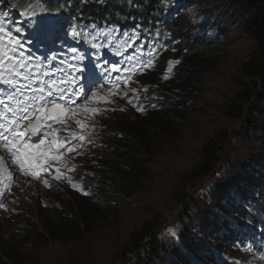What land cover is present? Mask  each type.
<instances>
[{
	"label": "trees",
	"instance_id": "trees-1",
	"mask_svg": "<svg viewBox=\"0 0 264 264\" xmlns=\"http://www.w3.org/2000/svg\"><path fill=\"white\" fill-rule=\"evenodd\" d=\"M44 1L49 5L47 12L53 17L56 29L68 30L70 24L75 25L78 32L84 29L82 36L89 40L93 37V30H111L119 44L125 36L138 50L154 52L159 57L156 66L153 65L150 70L144 69L148 70L145 72L142 69L136 75L131 89L138 90V98L133 97V104L127 102L128 98L124 99V108L116 112H121L120 116L124 118L120 119L114 114L115 125L109 129L113 141L111 137L104 140V150L98 158H93L92 164L86 166L83 184L88 185V195H80L73 189L69 191L80 207L72 214L64 210L50 217L44 214L47 207L43 209L35 203L39 216L46 219L41 223L43 232L40 229L33 231L35 237L39 236L45 242L74 240L94 228L100 213L116 208L114 195L115 199L97 204L103 195L111 197L113 194L108 189L102 194L101 184L106 185L110 181L121 186L124 183L123 188L117 190V196L122 193L129 196L133 191L127 187L134 189L140 187L143 180H152L153 171L147 166L154 164L159 148L166 146L164 144H168L171 137L180 140L185 126L194 124L191 119L195 115L188 116L191 115V107L170 101L167 95L176 94L177 90L179 92L181 75L190 69H199L204 65L214 67V55L225 48L240 18L244 21L245 31L254 41L249 60L238 69L242 77L250 82V89L228 96L220 109L225 110L223 115L227 118L243 120L248 129L255 128L254 114L264 104V0H231L232 8L235 7L233 20L232 16L228 19L231 6L225 11L226 3L214 7L211 2L199 5L194 0ZM33 2L9 0V7L19 12ZM222 6L221 12L218 8ZM194 8L196 19L192 20L189 10ZM157 31L161 33L159 39L156 37ZM171 54L180 60V64L176 65L172 76L159 81ZM131 96L132 93L129 94ZM137 107L145 110L137 111ZM260 128L264 134V124ZM203 148L205 151L201 152L189 172L191 176L183 175L180 190L176 191L178 200L183 204V218L194 220L193 230L186 228V224L182 225L178 230L176 245L171 249L172 245L168 244L166 237H159L157 230L162 219L157 214L154 220L144 221L136 233L128 238L122 249L123 254H147L157 264L164 263L165 256L160 255L161 252H168L170 264H264V177L259 174L251 176L248 166L244 165L230 178L220 182L211 194L200 198L207 199V208L198 207L196 205L202 202L191 197L183 188L187 182L216 169L225 142L213 143L208 140ZM257 152L253 155L264 159V152ZM244 176L247 179L250 176V180L256 178L255 186L246 196L240 195L241 199H238L237 191L242 189L238 181ZM233 188L235 193L232 192ZM226 196L230 198L229 202H226ZM191 205L196 206V211ZM215 207L222 212L217 214ZM19 216L13 219L17 228L23 226ZM0 243V264L16 261L19 256L18 241L12 236Z\"/></svg>",
	"mask_w": 264,
	"mask_h": 264
},
{
	"label": "rangeland",
	"instance_id": "rangeland-1",
	"mask_svg": "<svg viewBox=\"0 0 264 264\" xmlns=\"http://www.w3.org/2000/svg\"><path fill=\"white\" fill-rule=\"evenodd\" d=\"M194 1L199 5L211 2L214 7L226 3L225 11L229 9V6H231L233 11V13L231 10L229 11L228 19L231 16L232 20L235 19V7L232 8L231 0ZM33 8L35 9L34 12L32 11ZM195 8L189 10L192 12L190 14L192 20L196 19L193 12ZM218 9L222 12L223 6ZM27 13L28 15H25L23 22L28 24V29L40 30L43 34L56 31L52 17L46 12L43 5H35ZM240 19L236 21L235 30L225 48L214 55L215 57L212 59L214 67L204 65L199 69H190L189 72L181 75L179 83L182 89L180 88L179 92L177 90L176 94L169 93L167 95L170 101L175 100L191 107L189 112L191 115L188 114V116L192 117L195 115L191 119L194 124L185 126L183 137L180 140L171 137L168 140V144H164L166 146L159 148L154 158V164L147 166L153 171L150 177L152 180H143L140 187L134 189L127 187L132 189L131 195L125 196L127 194L122 193L121 196H117V190L123 188L122 185L124 183L121 186H116L110 181L106 185L101 184L102 194L106 193V189L113 194L111 197L103 195L104 197L97 201V204L101 205L103 202L116 198V208L114 211L105 210L100 213L99 221L96 222L94 228L82 234V236L68 242L49 240L45 242L41 237H35L33 231L40 229L43 232L44 229L41 223L46 220L41 215L39 216L36 204H39L43 209L47 207L44 214L46 213L50 217L53 216V213H59L64 210L72 214L80 207L79 204L74 202L72 193L69 192L71 189L74 191L75 189L66 180L56 181L52 179L50 174H46L45 178L50 181L51 187H47L39 181V186L34 190L36 192L34 193L31 185L38 181L27 177L26 181L20 179V176L17 179L12 177L10 171L13 164L10 156L0 154V156L6 157L4 161L0 162V193L3 194L0 195V202L6 197L3 205L8 209L7 211L0 209V241H4L6 238L10 239L13 236L14 240L18 241L19 251L16 261L9 260L6 264H148V261L149 264H157V261L151 260L147 254H142L141 256L138 253L132 255L123 254V246L128 241V238L136 233L144 221L150 222L152 219L154 220L153 217L157 214L162 219V223L157 230L159 237L161 239L166 237L168 244L172 245L171 249L176 245L175 240L177 238H172L169 235L170 231H174L178 236V230L184 224H186V228L193 230L192 224L194 220L183 218V213L181 212L183 204L178 200L176 191L180 190V181L183 175L191 176L189 172L194 168V163L199 159L201 152L205 151L203 146L208 140H212L213 143L224 141L225 148L222 150L221 159L216 164V169L213 172L199 176V178L187 182L184 186L183 189L191 197L202 202L196 206L207 208V199L202 200L200 198L203 195L211 194L220 182L230 178L244 165L248 166V174L251 176L255 177L259 174L264 177V159L253 155L259 153L257 151L264 152V134L262 128H260L264 124V104L262 103L260 110L257 111L258 113L254 114L253 126L255 125V128L253 129H248L243 120L227 118L223 115L225 110L222 111L220 109L228 96L239 90L246 91L250 89V82L242 77L238 69L244 62L249 60L254 41L245 31L244 21ZM60 35L62 40H67L66 34L61 32ZM98 37L106 48L110 46L113 51H116L114 34L102 30H94L93 44H96ZM72 40H75V38H72ZM128 41L127 57L126 59L124 58L121 65L118 64L119 60L115 59L114 55L112 58L106 56L103 60L104 63L117 64L118 67H123L125 71L115 74L109 73L107 76L101 73L100 68L97 69L96 61H98V58H96V55L91 54L85 59L80 51L75 54L76 61L83 62L87 66V71L80 75L78 71L69 67L68 61L73 54L70 51L66 52V50L61 54L65 77L77 83L79 89L83 90L88 85L90 86L88 91L83 93L87 94V96L84 99L81 98L82 95L79 96L78 99L80 98L81 100L75 105L74 110L80 112V115L70 117L66 124L70 131L79 133L80 129L75 124V119L85 120L88 127L85 128L84 134L93 143L89 144L85 141L83 147H78L80 142L72 141V145L78 147L79 154L64 153V159L75 166V171L69 172L61 164L53 162V169L57 166L61 167L62 173L77 184L78 188L76 190L80 195H88L89 193V188L86 187L88 185L85 182L83 184L86 173L85 168L92 164L93 158H98L99 153L104 150V140L110 139L109 129H112L113 125H115L113 115H117L120 119L124 118L120 116L121 112H116L123 108L124 99L128 98L123 96V93H131L130 89L135 79L134 77L132 78L131 74L135 68L140 67L143 61L149 59L150 53L153 54L151 56L153 63L148 70L153 68V65L156 66L158 64L159 55L157 53L138 50L137 46H134L130 40ZM174 61H179V63L175 64L171 71H168L169 62ZM179 64L180 60L171 54L168 57L166 68L160 74L158 80H163L165 76H172L176 65ZM148 70L143 69V72ZM96 73L100 75L99 79H96ZM126 76L131 81L127 87L123 83ZM102 80L106 81V90H102L97 83V81ZM111 80L112 84H110ZM257 82L258 86H260V82ZM117 83H119V95H111V92L117 91ZM91 88L95 90L92 91ZM93 93L96 95L93 96ZM43 97L45 104H49L53 100V98L48 96L45 98L44 94ZM105 99H110L113 103L105 104ZM65 104H68L66 100ZM68 106L72 107V104H68ZM82 106L97 108L100 113L95 117L91 114H84ZM113 109L115 110L113 111ZM198 111L199 113H197ZM47 124H50V126H46L47 128H44V130L49 132L56 129L59 139L62 140L66 137L65 135H68L64 130V126L60 123H57L56 126H54L53 122H47ZM43 139H45V135L39 138L36 145ZM48 139L51 140L52 138L49 137ZM111 141H113L112 137ZM109 165L112 167V164ZM87 175L89 176L90 173L88 172ZM245 176L238 181L242 184V189L237 191V194H239L237 195L238 199H241L240 195L246 196L251 187L255 186L256 178L250 180V176H248V179ZM94 184H96V181H94ZM137 188L140 190L138 191ZM232 192H236L234 188ZM113 195L115 198H113ZM227 197L225 198L226 202H229L230 198ZM188 204L190 205V203ZM196 206L191 205L195 211ZM215 210L217 214L222 212L218 207H215ZM17 213H20L19 218H22L21 224L23 225L19 228L13 222ZM193 217L195 218L194 215ZM12 231L13 234L11 233ZM0 246L2 247L1 243ZM167 253H160V255L165 256L163 264H170V257H168Z\"/></svg>",
	"mask_w": 264,
	"mask_h": 264
},
{
	"label": "snow or ice",
	"instance_id": "snow-or-ice-1",
	"mask_svg": "<svg viewBox=\"0 0 264 264\" xmlns=\"http://www.w3.org/2000/svg\"><path fill=\"white\" fill-rule=\"evenodd\" d=\"M44 2V0H41ZM34 12L35 9L33 8ZM8 12L2 13V18L6 20L8 17ZM21 15H28L27 12L21 13ZM76 19H80L77 17ZM15 24V21H12ZM13 31L19 33L20 28L15 29L5 28L3 23H0V42H4L5 37L7 38L5 49H0V107H4L6 112L11 113V117L8 124H0V147H2L10 156L12 164L20 169V171L27 176L34 179L40 180L45 186L51 187L50 181L42 175L50 174L52 179L56 181L66 180L67 183L74 189L78 188L70 177H67L61 171V167L57 166L53 169V162L61 164L63 167L67 168L69 172L75 171V166L70 164L64 159V153H78V147H83L85 141L92 144L93 141L84 134L85 128L88 124L85 120L75 119V124L79 127L80 132L70 131L66 121L70 117H76L80 115V112L74 110L76 105V100L73 97H79L83 94L82 89L73 88L71 92H68L66 88H63V81L58 82L53 78L47 85V96L53 97L54 93L52 89H56V94L59 100H69L71 101L72 107H68L65 104L58 102V100L53 99L49 104L44 103L43 93L45 92L44 87H40L43 83L39 79L40 73L37 71V66L32 65L31 60H25L23 55V46L19 36L13 37ZM84 29L77 31L75 25H69L68 35L72 38L79 36ZM161 33L156 32V37L159 39ZM83 42L78 40L77 43ZM70 51L73 55L69 58V67L73 70L78 71L80 75H83L87 71V66L83 62H77L75 54L79 50L78 48L71 47L66 48V52ZM120 55V53H116ZM27 55L30 57L31 53L28 52ZM150 53L149 59L143 61L140 65V69H148L153 61ZM87 55H85V59ZM101 73L107 76L109 73H119L124 72L123 67H118L117 64L104 63L101 55V59L96 61ZM179 61L169 62L168 71H171L175 64ZM79 64V66H77ZM8 65H11L9 68ZM31 65V66H30ZM7 73V75H5ZM165 79H168L165 76ZM33 81L32 84L27 83V81ZM130 78L125 77L123 83L125 87L130 83ZM117 91L111 92V95H119V83L116 85ZM132 96L129 97L128 92H124L123 96L128 97V103L133 104V97L138 98V90L133 88L130 89ZM147 91V89H143ZM7 92L8 95L5 97L2 94ZM39 92L41 95H35ZM17 94L20 95V101L17 102L15 107H13L9 102L12 101ZM28 96L25 100L24 97ZM96 94L93 93V96ZM33 97H35L33 99ZM105 104L113 103L110 99L104 100ZM136 107L135 105H133ZM115 109H113L114 111ZM137 111H144L143 107H137ZM107 111V109H105ZM82 112L84 114H91L93 117L99 115L100 110L97 108H88L87 106H82ZM31 113V116L29 115ZM32 119L35 123H32ZM45 121L57 122L64 126V130L68 133L65 139L61 140L58 137L56 129L45 133V139L41 140L38 145L33 147L31 144L26 143V138L29 133L32 135L37 134L42 130V125L50 126V124H45ZM52 139L49 140L48 138ZM72 141H79V146L74 147ZM45 145H47L45 147ZM6 157L0 156V162L4 161ZM0 195H3L0 193ZM0 209L7 211L5 205L0 204ZM169 235L176 239L178 238L177 233L170 231Z\"/></svg>",
	"mask_w": 264,
	"mask_h": 264
},
{
	"label": "bare ground",
	"instance_id": "bare-ground-1",
	"mask_svg": "<svg viewBox=\"0 0 264 264\" xmlns=\"http://www.w3.org/2000/svg\"><path fill=\"white\" fill-rule=\"evenodd\" d=\"M123 108H124V107H123ZM127 111H130V110L127 109Z\"/></svg>",
	"mask_w": 264,
	"mask_h": 264
}]
</instances>
